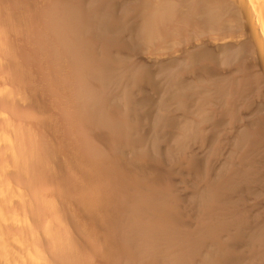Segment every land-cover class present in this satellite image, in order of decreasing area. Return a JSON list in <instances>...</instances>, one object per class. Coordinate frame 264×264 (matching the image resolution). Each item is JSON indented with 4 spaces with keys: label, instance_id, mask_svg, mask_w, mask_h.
I'll use <instances>...</instances> for the list:
<instances>
[{
    "label": "bare ground",
    "instance_id": "6f19581e",
    "mask_svg": "<svg viewBox=\"0 0 264 264\" xmlns=\"http://www.w3.org/2000/svg\"><path fill=\"white\" fill-rule=\"evenodd\" d=\"M264 264V0H0V264Z\"/></svg>",
    "mask_w": 264,
    "mask_h": 264
},
{
    "label": "rangeland",
    "instance_id": "374dc122",
    "mask_svg": "<svg viewBox=\"0 0 264 264\" xmlns=\"http://www.w3.org/2000/svg\"><path fill=\"white\" fill-rule=\"evenodd\" d=\"M91 264H105L103 261L97 259L96 262L92 261Z\"/></svg>",
    "mask_w": 264,
    "mask_h": 264
}]
</instances>
